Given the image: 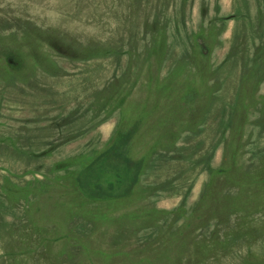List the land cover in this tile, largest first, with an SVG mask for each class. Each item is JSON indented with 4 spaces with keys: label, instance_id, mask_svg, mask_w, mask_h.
I'll return each instance as SVG.
<instances>
[{
    "label": "rangeland",
    "instance_id": "374dc122",
    "mask_svg": "<svg viewBox=\"0 0 264 264\" xmlns=\"http://www.w3.org/2000/svg\"><path fill=\"white\" fill-rule=\"evenodd\" d=\"M0 264H264V0H0Z\"/></svg>",
    "mask_w": 264,
    "mask_h": 264
},
{
    "label": "trees",
    "instance_id": "16d2710c",
    "mask_svg": "<svg viewBox=\"0 0 264 264\" xmlns=\"http://www.w3.org/2000/svg\"><path fill=\"white\" fill-rule=\"evenodd\" d=\"M133 134V130L126 132L79 171L76 180L88 197L105 200L132 192L143 167L141 160L124 155L123 149Z\"/></svg>",
    "mask_w": 264,
    "mask_h": 264
}]
</instances>
